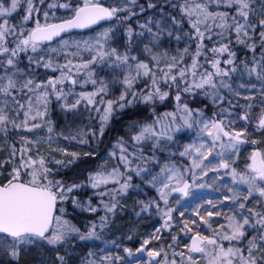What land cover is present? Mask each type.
Instances as JSON below:
<instances>
[{
  "label": "rangeland",
  "instance_id": "1",
  "mask_svg": "<svg viewBox=\"0 0 264 264\" xmlns=\"http://www.w3.org/2000/svg\"><path fill=\"white\" fill-rule=\"evenodd\" d=\"M53 1L47 0L33 19H27L32 28L51 23V16L59 8L52 5ZM108 1L83 0V3L107 4ZM213 2L216 4L218 1ZM236 5L244 6L246 10L250 7L246 0L236 1ZM22 7L27 10L29 2L2 0L0 20L16 15ZM63 7L68 9V5ZM246 14L242 10L239 14L242 20H236L239 23L234 30L237 36L248 37L247 33L254 31L246 25ZM32 28L21 25L16 30L10 26L5 35L9 40L15 38L13 42L19 39V44L25 45L22 50L26 55L27 68L33 66L32 70L47 71L44 80L19 71L16 55L7 47L9 43H0V98H23L26 124L18 130L22 132L18 138L30 153L28 158L12 163L13 171L8 175L11 179L18 180L20 174L25 172L29 184H43L42 180L51 178L58 169V164H48L51 158L57 157L53 154L66 161L78 152L93 149L89 148L88 140L94 144L96 124H100L99 139L116 111L159 101L168 95H171L173 105L163 114L150 111V120L146 123L132 121L125 127V139L116 141L104 150L105 154L95 169L88 173V182L83 190L88 198L84 213L90 214L83 224V230L69 222L66 217L68 205L60 200L61 215L55 217L48 237L13 240L0 235V264H8L20 253L29 252L31 246H34L40 264H64L68 248H78L79 243L83 242L98 248L100 258L106 264H112L115 256L108 236L118 231L124 222L125 209L134 206L136 212L138 210L136 214L142 210L136 195L147 193L143 187H149L158 196L161 206L156 209L161 212V221L171 217L168 222L162 221L163 226L157 230L163 228L168 231L174 226L172 215L176 211L178 217L184 214L190 225L195 223V219L198 220L203 229L210 230V236L217 238L218 244L205 247L202 254L194 257L181 252H178L180 255L166 254L161 257L160 253L153 251L145 254L144 248L139 250V257L145 255L146 261L154 264H264V180L257 179L251 171L253 148L248 143L252 135L248 124L253 121L254 113L261 111L256 116L259 120L264 110V97L258 99L254 95V88L248 86L258 68V57L255 54L249 57L245 73L239 71L232 60H224L222 67L204 74L203 63L198 56L193 58L190 66V62L185 66L184 61H178L167 67H161L155 60L145 61L138 57L143 52L119 56L115 50H110L111 45L106 44V38L113 35L115 29L105 28L81 42H69L66 46L60 42L43 50L28 45V34ZM101 62L109 66L118 64L124 83L121 93H112L111 83L108 84L97 69ZM190 71H195V75L188 73ZM233 77H237V81L230 84ZM224 92L229 97H225ZM50 93L58 97L62 110L75 113V127L68 129L65 136H59L66 142L64 145L53 138L50 125L41 123L48 109ZM182 94L191 96V99L212 98V103L220 105L216 107L219 112L214 113L217 116L183 103ZM86 112H93L94 115L84 123L81 116ZM9 116L11 113L7 107L0 104V132L4 131L2 127L7 126ZM215 121H219L233 136L242 138L243 144L220 138ZM40 143H44L46 148L53 147L55 151L51 149L47 153H36L34 148L37 149ZM221 162L228 165L226 172H221ZM186 180L192 186L188 200L184 202L173 193V189ZM254 195L258 199H255V206H251L249 202H252ZM181 201L185 204L182 205ZM221 207H224L223 211L215 215L213 222H205V217L200 214V209L216 212ZM215 222L221 225L214 226ZM193 233L188 236L186 247L191 236L204 237ZM183 234L186 235V232ZM150 255L159 256L158 260L151 261ZM88 258H83V263L93 264Z\"/></svg>",
  "mask_w": 264,
  "mask_h": 264
},
{
  "label": "trees",
  "instance_id": "2",
  "mask_svg": "<svg viewBox=\"0 0 264 264\" xmlns=\"http://www.w3.org/2000/svg\"><path fill=\"white\" fill-rule=\"evenodd\" d=\"M2 0H0L1 2ZM6 1V0H5ZM30 7L20 8L16 15L10 16L9 19L0 20V43H9L7 47L11 48L16 55L18 70L32 75L37 80H44L47 76V71L33 69L30 66L28 69L25 61L22 47L25 45L19 44V39H8L7 30L11 26L16 30L21 25L30 29L32 24H28L27 19L39 11L47 0H27ZM109 0L107 5L112 8L115 13V19L112 23L103 25L96 30L84 34H73L66 37L54 45L63 42L65 46L69 42H81L84 38L95 35L98 31L105 28L115 29V33L106 38V44L111 45L119 56L122 54H138L145 61L155 60L161 64V67L175 65L178 61H184L191 65L196 56L203 63L201 67L206 71H213L214 68L222 67L225 64L224 60H232L234 65L245 73V67L249 66V57L255 54L258 57V68L255 74L251 76L249 87L254 88V95L259 98L264 97V0H246L249 10L246 7H237L236 1L239 0ZM242 2V0H240ZM83 0H54L52 5L59 7L51 16L49 22L62 21L69 18L73 11L80 5H84ZM68 5V9L63 6ZM26 7V6H25ZM63 7V8H60ZM75 8V9H74ZM74 9V10H72ZM241 9V10H240ZM244 10L246 14V25L254 29L253 32L247 33L248 37L237 36L235 28L242 20L239 14ZM140 13V14H138ZM209 15V16H208ZM237 19L238 22L236 21ZM209 20V22H208ZM143 33V35H142ZM6 34V35H5ZM30 45V44H28ZM27 45V46H28ZM53 46V45H52ZM51 47V46H49ZM49 47L42 48L43 50ZM99 66V68H98ZM97 69L105 78L106 82L111 83L110 89L114 95L119 94L124 89L122 82L123 75L119 72L118 64L109 66L104 62L97 65ZM193 73L195 71H190ZM0 75L2 68L0 67ZM202 75V73H201ZM237 81V77L231 79L230 84ZM244 81V80H243ZM242 81V82H243ZM170 92V91H168ZM225 97H229L227 92H224ZM11 100L0 98V104L7 107L10 111L9 122L6 127H2L0 132V186H6L13 181L28 183L25 172L20 174V179H11L8 175L13 171V162H19L29 156V152L24 148V144L20 143L18 134L22 133L23 125L26 124L23 118L25 112V102L23 98L10 97ZM48 100V109L41 120L43 125L52 127V136L60 140L64 145L66 142L59 139V136H65L68 129L75 127V113L62 110L58 97L54 93H50ZM183 103L190 105L193 108L201 109L208 115L217 116L219 110L212 103V98H198L182 94ZM3 101V102H2ZM173 105L171 95L152 103L138 104L134 107L125 110H119L113 113L110 117L104 132L97 139L100 130V124L95 126V142L88 140L89 148L87 152H78L71 157L70 160L60 159L58 154H53L51 163L58 164V169H55V175L47 180H42L43 186L57 196V213L61 215L62 204L60 200H64L68 205L67 218L74 227L83 230V224L90 214L84 213V208L87 207L88 198L84 194V188L88 182V173L95 169L100 158L105 154L106 148L112 146L116 141H123L126 136L125 127L132 121L146 123L151 116L150 111L163 114L169 111ZM9 107L11 109H9ZM224 107V106H222ZM254 113L253 121L249 122L248 130L252 133L249 136L250 142L252 139L261 149H264V128L259 129L258 113ZM93 112L83 113L81 116L82 122L86 123L90 120ZM96 115H99L97 113ZM252 131V132H251ZM92 145V146H91ZM72 146V145H69ZM110 146V147H111ZM34 148L38 154L55 151L52 148H46L44 143H40ZM52 155V156H53ZM25 161V160H24ZM61 162V163H60ZM60 167V168H59ZM63 167V168H62ZM2 177V178H1ZM146 189V194L137 196V203H140V209L136 212L134 206L125 209L123 213L124 222L112 236L111 239L112 251H114V262L112 264H154L146 261L145 255L139 257L138 252L141 248L145 249V254L148 252H158L161 257L166 254L176 256L181 252L185 256H190L187 251L186 242L189 235L197 232L202 236H210V230L203 229L201 223L195 219L193 225L189 224L186 216L178 217V212L173 211L172 226L168 231L157 230L162 227L160 213L156 209L161 206V202L155 192L149 187ZM141 190V189H140ZM135 196V197H136ZM184 205V202H180ZM251 203V202H249ZM202 208V207H201ZM80 209H83L81 211ZM216 212H210L203 208L200 209V214L205 217L204 221L216 219L215 215H219L224 207L217 208ZM218 213V214H217ZM198 214V213H197ZM220 221V220H218ZM199 225H198V224ZM89 224V223H87ZM204 224V223H203ZM221 223L215 222L214 226H219ZM185 227V228H184ZM198 227V228H196ZM156 231L154 234L153 232ZM186 232V235L183 233ZM37 239L34 237H26V239ZM38 240V239H37ZM34 246L29 248V252L20 253L15 259H11L8 264H40L36 253L33 250ZM80 251L82 253H80ZM111 251V252H112ZM90 254V256H89ZM66 263L64 264H84L83 258L92 260L93 264H106L104 259L98 253V248H95L89 243H79L78 248L70 246L68 248ZM93 255V256H92ZM159 257V256H158ZM155 264H159L155 263Z\"/></svg>",
  "mask_w": 264,
  "mask_h": 264
},
{
  "label": "water",
  "instance_id": "3",
  "mask_svg": "<svg viewBox=\"0 0 264 264\" xmlns=\"http://www.w3.org/2000/svg\"><path fill=\"white\" fill-rule=\"evenodd\" d=\"M114 17L112 10L105 4L83 5L78 7L69 19L34 27L29 33V43L40 47L50 46L64 37L83 34L109 24L114 21ZM258 125L260 128L264 127V112ZM259 156V151L256 150L252 162L261 168ZM226 170L227 166L221 164V171ZM190 188L191 183L185 181L182 186L173 189V193L182 196L185 201ZM56 212L57 196L43 186H32L21 182L0 186L1 235L10 239L22 237L44 239L52 231ZM170 219L167 217L164 222ZM216 242L213 237L203 239L194 235L189 240L188 251L198 255L205 244L212 246ZM157 258V255L150 256L151 261H156Z\"/></svg>",
  "mask_w": 264,
  "mask_h": 264
},
{
  "label": "flooded vegetation",
  "instance_id": "4",
  "mask_svg": "<svg viewBox=\"0 0 264 264\" xmlns=\"http://www.w3.org/2000/svg\"><path fill=\"white\" fill-rule=\"evenodd\" d=\"M215 126H216L217 134H218V136L220 138L228 140V141H232V142L237 143V144H243V141L240 140L238 137H235V139H233L234 136L232 134H230L229 132H227L226 129H224V127L221 125V123L219 121H215ZM248 143L251 145V148H253L252 156L250 158V162H251L250 164H251V167H252L251 171H252L253 174L256 175L257 179L264 180V149L260 148V146L256 143L255 139H252L251 142H248ZM256 150H258L259 154H260L259 162L262 165L261 168H259L258 166H255L254 163L252 162V159L254 158L253 154H254V152ZM222 163L223 162H221L219 164L220 170H221V164ZM227 169H228V165H227ZM255 199H258V198L255 195H254V197L252 196L251 206H255V203L257 202V201L255 202ZM206 238H208V237H205L204 239H206ZM217 244H218V240H217ZM205 247H208V246H204L203 247V251H204ZM209 247H212V246H209Z\"/></svg>",
  "mask_w": 264,
  "mask_h": 264
}]
</instances>
